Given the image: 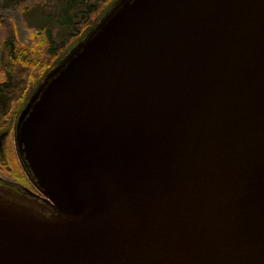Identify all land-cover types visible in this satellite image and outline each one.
Returning a JSON list of instances; mask_svg holds the SVG:
<instances>
[{
    "label": "water",
    "instance_id": "1",
    "mask_svg": "<svg viewBox=\"0 0 264 264\" xmlns=\"http://www.w3.org/2000/svg\"><path fill=\"white\" fill-rule=\"evenodd\" d=\"M16 137L0 264H264V0H119Z\"/></svg>",
    "mask_w": 264,
    "mask_h": 264
},
{
    "label": "rangeland",
    "instance_id": "2",
    "mask_svg": "<svg viewBox=\"0 0 264 264\" xmlns=\"http://www.w3.org/2000/svg\"><path fill=\"white\" fill-rule=\"evenodd\" d=\"M118 1L88 0L86 3H82L80 8L85 10V13L80 18L75 19V30L78 33L72 35L70 33L71 30L67 29L65 24L57 22L63 10L65 0H0V88L7 81L11 82L7 69L9 62L7 54H4L2 45L5 40L10 39L16 46L27 48L32 54L33 60L41 59V55H43V50L45 49V42H43L45 37L42 26L47 23L52 29V39L56 47L64 49L60 50L59 56L56 52L51 54L50 57L46 54L47 65H39L37 69L31 68L30 72L23 73L15 78L14 85H12L11 90L6 92L7 94H1L0 91V99L2 98L4 103L6 101L8 104L12 101L16 103L15 117L20 118L24 108L37 90L33 91L35 88L34 77L36 79L37 76L38 79L39 75L41 76L46 73L43 77L44 80L48 73L60 64L72 49L87 38L89 33L95 29L97 24ZM74 11L72 9L63 14L61 20H69L73 16ZM56 56L57 58H55ZM51 58L55 59L52 61ZM49 65L51 66L48 68ZM21 70L26 72L24 68ZM9 142L11 143L9 146L10 159L8 158V163L0 161V173L4 175L5 173L10 175H25L23 169L14 166L11 162L12 158L17 161L18 158L13 142ZM43 198L45 197L42 196Z\"/></svg>",
    "mask_w": 264,
    "mask_h": 264
},
{
    "label": "flooded vegetation",
    "instance_id": "3",
    "mask_svg": "<svg viewBox=\"0 0 264 264\" xmlns=\"http://www.w3.org/2000/svg\"><path fill=\"white\" fill-rule=\"evenodd\" d=\"M16 108L17 105L13 101L5 105L2 98L0 99V161L8 163L10 159L9 146L11 145L9 141H12L17 151V163L19 168L23 169L25 175L19 174V176H16L15 174L5 173L4 175L0 173V195L17 203L33 205L39 210L49 212L52 208L42 199V194L18 147L16 131L19 117H15ZM16 167L18 166L16 165Z\"/></svg>",
    "mask_w": 264,
    "mask_h": 264
},
{
    "label": "trees",
    "instance_id": "4",
    "mask_svg": "<svg viewBox=\"0 0 264 264\" xmlns=\"http://www.w3.org/2000/svg\"><path fill=\"white\" fill-rule=\"evenodd\" d=\"M86 1H88V0H65L63 10H62L61 15L59 16V19L57 20V22L61 23V24H65L67 29L71 30L70 33L72 35H76L78 33L75 30V24L74 23H75V19L80 18L81 15L83 13H85V10H82L80 7H81V4L86 3ZM72 9L75 10L73 13V16L67 21H62L61 16L63 14H65L66 12H68L69 10H72ZM42 27H43L44 37H45V40L43 41V42H45V44H44L45 49L43 50V55H41L42 56L41 59L33 60L32 54L29 52V50L27 48H24L23 46H20V47L16 46V44H14V42L11 41L10 39L9 40L7 39L2 43L4 54H7V60L9 62V66L7 67V69H8L9 79L11 80V82L7 81V83H4L1 86V88H0L1 93L7 94L6 92L12 89V85H14L15 78L19 77L21 74L30 72L31 68L37 69L39 67V65L40 66L41 65H47L46 64V54H47V56L49 55V57H50L51 54L56 52L59 56L60 50H64L62 47H60V48L56 47V45L52 39V29L49 26V24H47V23L43 24ZM55 58H57V56ZM55 58H53V59L51 58V60L53 61ZM50 66L51 65H49L48 68ZM53 66H54V64H53ZM43 67H45V66H43ZM22 68H24L26 70V72L22 71L21 70ZM45 74L41 75V76L39 75L38 79H37V76H36V79L34 77L35 88L33 91H35L37 89V87L39 86V84L43 80V77L45 76ZM13 88H14V86H13ZM7 103L8 102L6 101L5 105ZM12 162H13L14 166L17 165L19 167L17 160L12 158ZM16 176H19V175L16 174Z\"/></svg>",
    "mask_w": 264,
    "mask_h": 264
}]
</instances>
